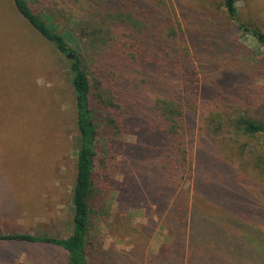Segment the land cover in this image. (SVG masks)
Wrapping results in <instances>:
<instances>
[{"label":"trees","instance_id":"obj_1","mask_svg":"<svg viewBox=\"0 0 264 264\" xmlns=\"http://www.w3.org/2000/svg\"><path fill=\"white\" fill-rule=\"evenodd\" d=\"M67 1L100 16L99 24L82 23L80 35L98 58L83 51L81 39L60 32L52 13L46 19L29 0H13L68 60L79 132L73 230L68 237L0 234V242L60 247L68 264H92L87 238L98 111L114 133L136 136L123 155L130 173L120 195L148 217V227L137 232L139 254L157 228L171 240L148 264H264V147L253 143L264 136V91L255 82L264 79V3L248 0L252 23L242 20L237 0L179 3L177 9L165 0ZM233 24L259 43L255 64ZM109 143L112 150L121 147L119 138Z\"/></svg>","mask_w":264,"mask_h":264},{"label":"rangeland","instance_id":"obj_2","mask_svg":"<svg viewBox=\"0 0 264 264\" xmlns=\"http://www.w3.org/2000/svg\"><path fill=\"white\" fill-rule=\"evenodd\" d=\"M29 1L44 18L52 13L60 32L81 39L83 51L98 58L89 38L80 36L81 27H87V22L94 25L102 21L98 14L81 11L67 0ZM165 1L167 4L171 1L177 9L179 3L200 6L201 0ZM253 1L264 3V0ZM248 3L251 4L248 0H237L236 4L242 20L246 22L249 18L254 23L251 14H255ZM214 12L227 21L221 10ZM82 23L85 24L81 26ZM231 29H238L237 24ZM235 37L252 51L245 53L255 64L260 57L255 52L260 46L257 40L240 29L235 31ZM89 76L92 79V74ZM255 82L263 92L264 79ZM101 115L97 111L100 136L87 238L89 261L148 264L152 255L160 258L166 253L171 240L167 230L157 228L145 242V255L139 254L143 242L137 232L148 227V217L143 207H130L125 202L127 198L120 195V184L130 173L123 155L136 144V136L114 133L101 120ZM76 120L67 58L30 26L13 0H0V234L18 232L57 237L71 234L79 136ZM113 138H119L121 147L117 150L110 148L109 141ZM253 143L264 147V136ZM247 159L245 156L240 160ZM0 264H68V253L60 247L0 242Z\"/></svg>","mask_w":264,"mask_h":264},{"label":"water","instance_id":"obj_3","mask_svg":"<svg viewBox=\"0 0 264 264\" xmlns=\"http://www.w3.org/2000/svg\"><path fill=\"white\" fill-rule=\"evenodd\" d=\"M73 56L71 54L68 55V58L71 59Z\"/></svg>","mask_w":264,"mask_h":264}]
</instances>
